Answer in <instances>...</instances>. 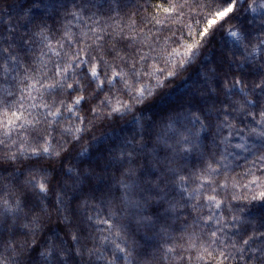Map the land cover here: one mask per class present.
Here are the masks:
<instances>
[{
	"label": "snow or ice",
	"instance_id": "snow-or-ice-1",
	"mask_svg": "<svg viewBox=\"0 0 264 264\" xmlns=\"http://www.w3.org/2000/svg\"><path fill=\"white\" fill-rule=\"evenodd\" d=\"M251 12L264 17V0ZM174 15L169 0H3L0 168L18 162L27 176L23 187L0 179V195L22 193L0 205V223L7 228L22 215L34 235L51 210L64 208L65 238L40 251L38 264H264V71L253 73L257 60L264 69L260 42L245 47L244 67L206 74L203 107L199 99L195 108L172 105L155 124L168 150L162 161L140 163L136 141L125 140L110 145L113 176L104 191L77 169L75 210L53 194L60 138L79 141L89 115L104 119L92 107L104 90L135 88L143 99L164 87L149 54ZM229 35L236 44L247 39ZM107 103L123 114L119 100ZM89 174L96 184L103 179L94 167ZM17 235L0 232V264L19 250Z\"/></svg>",
	"mask_w": 264,
	"mask_h": 264
},
{
	"label": "clouds",
	"instance_id": "clouds-1",
	"mask_svg": "<svg viewBox=\"0 0 264 264\" xmlns=\"http://www.w3.org/2000/svg\"><path fill=\"white\" fill-rule=\"evenodd\" d=\"M175 9V15L166 21L165 30L160 33L156 48L155 67L159 69L164 87L156 90V94L146 93L143 99L139 98L135 88L128 90L124 86L104 90L96 103L92 105L99 114L103 109L104 119L99 120L89 115V123L85 125L83 138L76 141L71 136L61 137V158L52 162L53 194L57 190L62 192L61 201L68 211L75 210L78 199L72 191V179L77 169L83 173L82 179L91 180L93 189L99 194L104 191L113 176L111 163L112 148L110 145H121L125 140L136 141L138 160L147 163L149 167L154 162L162 161L168 150L155 139V124L163 119L170 106L196 107L195 100L204 105V92L208 88L206 74L215 66L231 65L236 70L237 64L244 67L245 47H251L257 42L264 46V17L253 14L251 7L256 0H169ZM229 9H231L229 11ZM150 15V14H149ZM237 31L247 39L236 44L229 35ZM248 40L252 44H248ZM256 61L253 73L258 75L264 71ZM149 74L153 67L146 69ZM172 79H168V74ZM147 88V78L144 80ZM153 83L155 80L153 78ZM115 104L117 100L124 106L123 114L112 113L108 100ZM193 101L191 105L187 101ZM103 101V102H101ZM143 122L144 127L140 124ZM125 147L131 145H124ZM157 149L159 155L154 156L152 149ZM83 153V154H82ZM97 169V175L103 176L99 184L97 177L89 174V168ZM72 171H69V170ZM27 176L26 166L22 169L19 163L12 167L0 168V179L6 178L9 186L16 184L24 186ZM0 195V205L5 200L15 199L22 195L12 189V195ZM39 211V209H36ZM64 208L51 210L46 218L44 228L38 229L35 234L28 233L21 226V222H29L30 218L21 215L20 221L12 223L7 228L0 223V232L8 231L19 233L16 236L18 251L13 253L9 264H38L42 259L39 252L53 240L63 239L61 216ZM3 209L0 208V220ZM27 236V243H25ZM3 250L0 249V255Z\"/></svg>",
	"mask_w": 264,
	"mask_h": 264
},
{
	"label": "trees",
	"instance_id": "trees-1",
	"mask_svg": "<svg viewBox=\"0 0 264 264\" xmlns=\"http://www.w3.org/2000/svg\"><path fill=\"white\" fill-rule=\"evenodd\" d=\"M3 7V0H0V8Z\"/></svg>",
	"mask_w": 264,
	"mask_h": 264
}]
</instances>
